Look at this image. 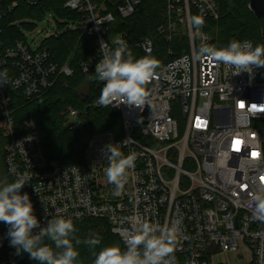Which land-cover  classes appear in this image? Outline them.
Returning <instances> with one entry per match:
<instances>
[{"label":"built area","instance_id":"obj_1","mask_svg":"<svg viewBox=\"0 0 264 264\" xmlns=\"http://www.w3.org/2000/svg\"><path fill=\"white\" fill-rule=\"evenodd\" d=\"M41 1L0 0V70H7L10 81L0 84L5 166L12 182L20 175L30 177L21 192L29 194L41 226L54 217L73 223L104 220L124 248V237L137 220L176 224V264H230L223 260L227 255L242 264H264V222L252 214L254 194L264 191V67L233 75L223 63L197 58L199 48L211 39L204 26L194 30L191 18L200 15L204 24L217 20L216 0H166L165 23L158 33L170 42L181 31L188 51L158 65L146 85L144 105H109L121 117L120 135L93 134L83 164L72 166L47 159L36 124L30 120L16 125L10 109V90L33 101L46 94L58 76L74 74L68 65L53 62L44 45L32 49L24 39L7 45L1 38L5 17L20 4L35 7ZM140 2L65 1L63 7L79 19L57 22L59 27L66 31L71 23L97 43L96 54L80 64L82 73L94 70L102 41L112 48L115 40L126 41L122 33L112 35L111 27L118 18L133 15ZM28 20L12 25L21 30ZM133 47L150 56L154 41L146 37ZM94 106H100L98 100ZM61 115L67 126L77 127V110L66 107ZM108 144L136 157L119 195L105 175ZM0 232V245L16 252L3 222Z\"/></svg>","mask_w":264,"mask_h":264},{"label":"trees","instance_id":"obj_2","mask_svg":"<svg viewBox=\"0 0 264 264\" xmlns=\"http://www.w3.org/2000/svg\"><path fill=\"white\" fill-rule=\"evenodd\" d=\"M67 0H42L37 6L30 7L20 4L3 21L1 38L11 45L23 39V35L13 22L22 19L40 20L47 13H53L68 22H75L79 15L63 7ZM250 0H216L219 18L207 19L204 29L210 36L209 45L217 48L226 47L231 40H248L254 46L264 45L262 30L264 21L257 18L249 8ZM166 0H141L135 7L133 15L118 18L111 27V34L122 33L135 58L146 56L133 47V43L151 38L155 57L160 63L179 57L188 51L187 39L181 31L172 41L167 42L159 35L158 29L165 23ZM26 26V24L23 25ZM43 45L51 54L52 61L59 66L68 65L73 69L72 77L60 75L53 87L41 98L27 101L24 96L10 90L11 112L16 125L33 121L39 132L43 151L47 159L58 161L62 166L80 165L84 162V152L93 134L109 131L120 135L122 131L121 117L110 106H94L98 100L103 83L90 79L94 73L85 74L80 71V64L89 61L97 52L95 38L82 35L78 30L68 28L57 37L47 38ZM87 97V100H84ZM71 107L79 112L76 128L66 124L61 112ZM89 110L86 111V108ZM7 140L0 132V185L12 182L5 166V146ZM76 238L81 240L77 245L80 264H93V250L83 243L92 236L101 237V244L95 251L108 245L120 246L121 242L112 234L110 225L100 219L83 220L74 223ZM51 243L50 241H46ZM0 264H39L30 259L27 253L17 255L0 245Z\"/></svg>","mask_w":264,"mask_h":264},{"label":"clouds","instance_id":"obj_3","mask_svg":"<svg viewBox=\"0 0 264 264\" xmlns=\"http://www.w3.org/2000/svg\"><path fill=\"white\" fill-rule=\"evenodd\" d=\"M191 23L194 30L199 31L204 26V19L194 15ZM114 43V48L107 42L100 43L101 58L90 76L103 83L98 104L102 107L122 103L142 106L148 95L146 85L153 77L158 61L150 56L135 58L123 39ZM197 58L223 63L233 69V75L252 73L253 66L264 67V45L253 46L249 40H231L222 48L204 44L199 48ZM0 84H10L6 69L0 70ZM104 152L108 162L105 175L115 186L114 195H119L126 183L127 171L135 165V154L124 155L117 144L106 145ZM29 180V176L20 175L13 182L0 185V222L8 226L10 246L16 249L17 255L27 253L39 264H80L76 246L81 240L74 235V223L65 217H54L41 226L29 194L21 192ZM33 190L39 194L36 187ZM253 201V217L264 222V191H257ZM178 235L176 224L156 225L137 220L124 237V248L108 245L97 252L95 250L101 244L98 235L83 243L93 250V264H176L174 253Z\"/></svg>","mask_w":264,"mask_h":264},{"label":"rangeland","instance_id":"obj_4","mask_svg":"<svg viewBox=\"0 0 264 264\" xmlns=\"http://www.w3.org/2000/svg\"><path fill=\"white\" fill-rule=\"evenodd\" d=\"M36 21V22H35ZM28 20L26 21L27 27L21 28L20 32L23 35V39L26 41V43L32 48V49H37L41 47L44 43V40L51 36L53 33L56 31L63 32L64 28H60L59 24L57 22H66L64 18H61L53 13H47L45 17L41 20ZM70 28L74 27L71 25V23H68ZM247 40V39H246ZM248 40H251L250 38ZM176 119L181 122V116H175ZM182 128V125H181ZM224 261H227L230 264H242L236 262L230 255H227L223 257Z\"/></svg>","mask_w":264,"mask_h":264},{"label":"water","instance_id":"obj_5","mask_svg":"<svg viewBox=\"0 0 264 264\" xmlns=\"http://www.w3.org/2000/svg\"><path fill=\"white\" fill-rule=\"evenodd\" d=\"M249 8L257 18L262 19V21H264V0H250ZM262 39H264V30H262ZM84 100H87V97ZM88 110L89 107L86 108V111Z\"/></svg>","mask_w":264,"mask_h":264},{"label":"snow or ice","instance_id":"obj_6","mask_svg":"<svg viewBox=\"0 0 264 264\" xmlns=\"http://www.w3.org/2000/svg\"><path fill=\"white\" fill-rule=\"evenodd\" d=\"M236 143L238 144V143H239V141H236Z\"/></svg>","mask_w":264,"mask_h":264}]
</instances>
